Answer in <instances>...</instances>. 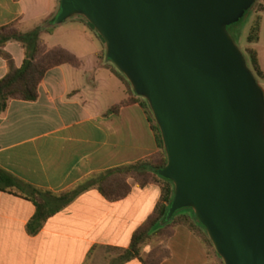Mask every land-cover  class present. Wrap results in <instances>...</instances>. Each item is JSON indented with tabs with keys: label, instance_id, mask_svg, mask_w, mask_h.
<instances>
[{
	"label": "water",
	"instance_id": "obj_1",
	"mask_svg": "<svg viewBox=\"0 0 264 264\" xmlns=\"http://www.w3.org/2000/svg\"><path fill=\"white\" fill-rule=\"evenodd\" d=\"M257 0H59L146 100L174 185L165 221L192 209L223 264H264V92L227 28Z\"/></svg>",
	"mask_w": 264,
	"mask_h": 264
},
{
	"label": "crops",
	"instance_id": "obj_2",
	"mask_svg": "<svg viewBox=\"0 0 264 264\" xmlns=\"http://www.w3.org/2000/svg\"><path fill=\"white\" fill-rule=\"evenodd\" d=\"M58 9L59 0H0V28L14 24L27 33L55 17ZM252 13L253 21H261L259 40L250 47L264 74V0L257 1ZM42 42L48 49L61 47ZM5 50L21 67L25 54L19 43L9 42ZM82 53L72 52L78 67L62 65L45 74L35 101L10 100L0 113V169L22 185L58 195L159 152L142 102L102 54L91 52L87 58ZM7 71L0 57V80ZM125 101L130 103L113 109ZM127 183L130 194L116 202L90 188L34 236L26 231L35 214L33 203L0 191V264H118L133 233L160 201L158 185L139 187L133 179ZM208 239L194 220L177 222L171 236L157 244L169 252L160 264H220ZM153 246H146L142 257Z\"/></svg>",
	"mask_w": 264,
	"mask_h": 264
},
{
	"label": "trees",
	"instance_id": "obj_3",
	"mask_svg": "<svg viewBox=\"0 0 264 264\" xmlns=\"http://www.w3.org/2000/svg\"><path fill=\"white\" fill-rule=\"evenodd\" d=\"M257 1L250 10H254ZM259 10L261 11L262 8ZM53 19L54 17L43 23L42 26L36 27L27 33H22L14 24L0 28V57L6 62L8 69L7 74L0 80V113L5 111L10 100L35 101L37 99L38 86L49 70L62 65H71L73 67L80 65L79 60L65 48L54 47L48 49L40 39L42 32L48 33L47 30ZM260 21V17H256L252 23L246 38L248 46L244 50V56L258 85L262 88L261 84L264 83V74L259 67L256 51L250 47V45L257 43L259 40ZM87 25L94 30L88 22ZM99 39L102 41L100 37ZM9 42L19 43L24 50L25 59L19 68L15 66L12 56L5 50ZM117 72L124 81L128 82L122 73L118 70ZM141 99L143 98L141 97ZM129 103L130 101H125L113 109L115 110ZM142 106L148 111L159 148V152L154 156L101 173L58 195L22 185L11 175L0 169V191L20 195L35 206V214L26 226L28 235L34 236L38 234L51 216L63 210L80 194L90 188L97 189L110 202L124 199L130 194L128 179H133L139 187H144L148 184L158 185L160 188V201L145 222L133 233L128 249L117 258L118 264H124L134 259H138L141 264H160L169 257V252L162 247L163 253L157 255L156 248L158 245L156 244L171 236L172 228L177 222L194 220L205 231L193 212L179 214V210L170 221H165L169 204L173 200L174 185L172 182L157 175V171L164 168L167 163L166 154L161 134L144 99ZM208 242L212 245L209 239ZM150 245H154L152 250L147 256L142 257V250ZM221 264H223L222 260Z\"/></svg>",
	"mask_w": 264,
	"mask_h": 264
},
{
	"label": "rangeland",
	"instance_id": "obj_4",
	"mask_svg": "<svg viewBox=\"0 0 264 264\" xmlns=\"http://www.w3.org/2000/svg\"><path fill=\"white\" fill-rule=\"evenodd\" d=\"M252 12V10L247 11L243 18L237 24L227 28L229 35L232 37L236 46L240 49L242 53H244L247 44L246 38L253 23ZM47 31L48 34H53L54 37L50 39L49 37H46L44 33L43 35L40 34V39L44 41L46 40L48 44L61 46L62 48H65L71 53L74 50H81V52H84L82 53L84 54L83 56L87 58L89 56V53L91 52H96L100 55L102 54L104 61H106L113 69L117 70V68L110 61L107 60L105 44H103L104 42H102L103 40L101 41L99 39L100 36L98 35L95 29L93 30L87 25V21L85 18L75 15L60 25H50ZM124 83L126 85L127 90L132 93L134 97H137L139 101L143 102V99H141V97L137 96L133 92L129 83L126 81H124ZM261 85L263 89L264 83H262ZM188 212L192 213L193 211H191V209L189 208H184L179 211V214ZM156 249L157 255H161L163 253L162 246L158 245ZM215 257L216 255L213 253L212 259H215Z\"/></svg>",
	"mask_w": 264,
	"mask_h": 264
}]
</instances>
